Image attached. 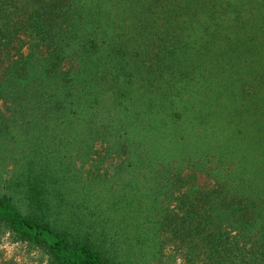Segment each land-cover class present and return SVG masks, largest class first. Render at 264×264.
I'll list each match as a JSON object with an SVG mask.
<instances>
[{
    "label": "trees",
    "instance_id": "obj_1",
    "mask_svg": "<svg viewBox=\"0 0 264 264\" xmlns=\"http://www.w3.org/2000/svg\"><path fill=\"white\" fill-rule=\"evenodd\" d=\"M243 1L35 0L26 15L22 12L24 7L20 4L21 0H0V44L4 39L5 44L11 49L15 47L19 55L9 64L8 80L11 83L7 87L0 86V96L12 100L19 107L15 115H21L28 121V117L35 116L31 119L35 123L25 130L31 127L35 132L25 144L30 149L20 153V167L11 174L6 185L11 195L5 193L0 196V225L11 230L19 239L41 248L54 264H136L132 257L137 252L132 246L122 247L120 241L112 247L106 246L103 240H106L105 236H108L109 231L102 235L96 234L97 222L96 218L93 219L95 213L83 210L86 202L92 204V199L86 200L85 196L78 205L70 199L74 197L71 194L78 191L79 184L68 181L73 167L71 163H67L69 152L83 153L84 142L71 136L74 133L78 136V131L74 125L69 126L82 116L86 120L85 126L88 125L85 140L88 145L89 136L93 137L98 133L96 120L99 117L96 113L99 107L113 103L121 115L128 116L129 120L131 118L132 123L142 118L144 106L138 104V97L136 101L127 104L130 95V88L127 90V87L130 78L136 77L145 68L140 65L143 64L142 57L149 59L156 46L162 49L149 59L152 63L147 69V76L143 78L147 79L146 89L150 93H156L155 82L164 77L165 84L171 89L178 80L177 75L187 78L185 86L193 83L201 77L199 67L205 58L217 60L218 66H222L225 60L226 65H229L234 58H238L236 63L242 60L240 56L254 47L263 48L264 41H258V26L254 34L249 33L253 27L247 26L244 29L243 26L235 36H231L223 33L225 28L219 21L216 27L205 24V32L196 37L193 44L183 37L193 35L200 15H205L206 12L212 18H223L226 13V20L229 17L238 19V6L242 7ZM247 2L257 4L254 18L263 25L264 0ZM256 21L252 22L257 24ZM191 24L192 28L187 30ZM162 25L166 28L161 29ZM130 27L135 30L138 28V39L130 33L128 35ZM19 31H24L32 40L29 52L22 51L24 42L17 47L13 45ZM201 36H209L210 39H204V43L199 46L197 39ZM137 40L139 49L134 44ZM219 41L222 47L218 44ZM214 43H217L215 47L203 54L202 50ZM37 47L47 53L38 57V60ZM135 54L140 58H135L134 63L127 61L128 57ZM65 64H69L68 69H65ZM196 71V76L191 77ZM251 72H261L259 65L253 67ZM244 82L242 87L247 84ZM182 84L181 89L175 88L176 96L185 92L184 83ZM254 96L264 103V83L259 88L256 85ZM48 98L50 101L45 102ZM193 102H197V99L190 101ZM200 102L205 107V101L200 99ZM41 104L49 107L44 108ZM155 105L158 104L151 101L147 111H152ZM161 105L160 108L163 107L160 111L166 116L170 110L164 104ZM257 108H251V113L259 112L262 106ZM128 112L131 113L130 117ZM49 114L52 116L45 121L51 120L54 123L59 119L64 122L67 133V136L58 138L55 148L50 149L45 138L49 135V141L52 140L54 125L50 127L40 120L44 117H38ZM161 121L164 126L169 125L167 119ZM57 126L58 122L55 124ZM139 126H142L138 131L139 135L130 139L127 138L129 135L115 134L114 131L119 130L116 126L105 125L102 132L111 142L108 149H119L134 143L136 152H141V145L146 143L148 134L144 132L142 121ZM149 127L152 131H158L151 123ZM228 130L238 131L236 135L240 139L242 133L247 132V127L244 124L240 128L239 124L229 125ZM61 134L64 135V128L57 137ZM14 140H17L16 135L11 136L12 143H15ZM237 141L236 138H229L227 143L233 145ZM172 148L175 149L176 146ZM226 150H230L229 145L222 147L214 158L224 155ZM235 177L239 178L238 174ZM257 189L264 191V186H255L252 191ZM244 191L250 192L249 187L241 190ZM86 193L90 194V190ZM252 199L247 208H254V212L247 213L244 207L232 209L230 206L232 210L228 212L230 217H226V220L231 218L233 223L228 222L227 226L240 229L244 235L252 230L262 235L259 245L255 247V255L249 254L247 243L242 245L228 231H222L221 227L213 228L212 223L218 213L199 211L192 201L181 202L182 212L176 210L163 214L159 219V232L150 234V239L157 242L162 236L161 229L164 240L178 249L179 242H190L187 254L191 264H264V230L261 229L264 228V199L259 198L261 202L257 197ZM112 206L109 207L110 211L114 209V205ZM102 213L105 214V211ZM113 217L115 215L111 216V212H107V226L113 225ZM146 218L151 220L150 215ZM122 242L125 243L123 240Z\"/></svg>",
    "mask_w": 264,
    "mask_h": 264
},
{
    "label": "rangeland",
    "instance_id": "obj_2",
    "mask_svg": "<svg viewBox=\"0 0 264 264\" xmlns=\"http://www.w3.org/2000/svg\"><path fill=\"white\" fill-rule=\"evenodd\" d=\"M34 1L21 0L20 4L24 7L22 12L27 15ZM247 1L249 0L242 2V7L238 6L240 15L238 19L229 17L226 20V13L223 18H212L209 12L205 15L201 14L199 22L194 26L193 35H183L184 39L193 44L194 39L205 32V24L216 27L221 21L225 28L223 33L226 32L231 36H235L243 29V26L244 29L247 26L253 27L249 33L254 34L258 26L257 33L260 37L258 41H264V24L261 25V22L254 18L257 4ZM140 4L146 3L140 2ZM23 18H25L24 15ZM252 21H256L257 24ZM163 28L166 26L162 25L161 29ZM191 28L192 24L187 30ZM127 31L128 35L130 33L138 39V28L135 30L130 27ZM204 39H210V37L198 38L199 46L204 43ZM23 42L25 45L22 51L29 52L32 40L26 33L24 34V31H19L13 45L17 47ZM134 44L136 49H139L138 40L134 41ZM216 44L203 49V54L208 53ZM218 44L222 47L220 41ZM156 47L149 59H152V56L162 49L160 46ZM36 54V60H38V57L47 53L37 47ZM18 56L15 47L9 48L3 39L0 44V86L10 85L9 64ZM240 57L242 60L239 62L236 63L238 58H234L229 65H226L225 60L222 66H218L217 60L213 58H205L201 62L202 66L199 67L201 77L195 79L193 83L185 86L187 78L183 79L185 76L177 75L178 80L171 89L165 84L166 78L164 77L161 81L155 82L156 93H150L146 89L148 88L147 79L143 78L147 76V69L150 68L152 60L149 61L146 56H143V64L140 65L145 68L141 69L136 77L130 78L131 81L127 87V90L130 88L127 104L136 101L138 97V104L144 106L142 118L133 122V125L131 118L129 120L128 116L121 115L122 113H119L116 106L112 105L113 103L103 105L96 113L99 119L94 115L97 118L98 133L93 137L89 136L88 145L85 143L88 126H85L86 120L79 116L73 124L69 123V127L74 125L78 131V136L76 133L71 136H76L78 140L84 142L83 153L69 152L67 163H71L73 167L71 168V179L68 181L72 184H79L78 191L73 192L71 195L74 197L70 199L75 201L76 205L82 203L85 196L86 200L92 199V204L86 202L83 210L90 214L95 213L93 219L96 218L97 235L109 231L108 236H105L106 240H103L106 246L112 247L119 241L122 247L132 246V249L137 252L136 256L132 257L136 264H191L192 261L187 254L190 242H179L180 248L178 249L164 240L161 229L160 236H162L157 242L150 239V234L159 232V219L163 214L176 210L182 212L181 202L192 201L199 211L218 213L214 217L213 228L221 227L222 231L225 233L228 231L242 245L247 243L249 254L257 253L255 247L259 245L262 235L255 230L244 235L240 229L227 226L228 222L233 223L231 218L226 220V217H230L228 212L233 208L244 207L247 213H252L254 208H247V205L253 201L252 198L264 199V191H258V189L252 191L255 186L256 188L264 186V103L254 96L256 85L259 88L264 83V67L261 66L264 65V47L261 49L254 47ZM135 58H140V56L135 54V56L128 57L127 61L134 63ZM144 60H146L145 63ZM68 65L65 64V69L69 68ZM256 65H259V71H261L257 74L251 72ZM141 74H143L142 78ZM196 74L197 71L191 77L194 78ZM243 82L247 84L242 87ZM182 83H184L185 92L176 96L175 88L181 89ZM192 99H197V102L190 103ZM200 99L205 101V107L201 105ZM49 101L48 98L45 102ZM151 101H155L158 105H155L152 111H147V106ZM161 104L170 110L166 116L161 113L163 107ZM16 106L12 100L0 96V196L5 193L11 195L6 185L11 179V174L16 172L17 167H20V153L30 149L25 144L35 135L31 127L25 131L27 126L35 123L31 121L35 116L28 117L30 119L28 121L21 115H15L19 109ZM40 106L49 107L46 104ZM259 106H262L259 112L251 113V108L258 109ZM128 115L130 117L131 113L128 112ZM51 116V114L49 116L38 115V117H44L43 120L40 119L41 121ZM163 119H167L168 126H164L161 121ZM173 120L176 122H172ZM141 121L144 132L148 134L146 143L141 145V152H136L134 143L119 149L117 147L114 150L108 149L111 142L102 132L105 125L116 126L119 130L116 129L115 134L129 135L127 138L133 139L139 135L138 131L142 127L139 126ZM56 122L59 123L57 127H55ZM56 122L45 121L50 127L54 125L52 140L49 141V135L45 138L49 149L50 147L55 148L54 145L58 138L67 136L64 122L59 119ZM149 123L158 131H152ZM238 124L239 128L241 124L247 127V132L242 133L240 139L236 135L238 131L229 132L228 130L229 125ZM63 128L64 135L57 137ZM12 135L17 137V140H14L15 143L11 141ZM229 138H236L238 141L230 145L227 143ZM227 145L230 146V150L214 158V155L217 156L221 148ZM174 146H176L175 149L172 148ZM237 174L239 178L235 177ZM247 186L250 192H241ZM87 188L92 196L86 193ZM112 205L114 209L110 211L109 207ZM135 207L138 208L135 209ZM103 211L105 214L102 213ZM107 212H111V216L115 215L112 226H107L105 222ZM239 213L240 210L237 212L238 216ZM149 215L151 220L146 218ZM261 229L264 230L263 227ZM198 261L200 263L201 259ZM0 264L54 263L41 248L19 239L11 230L0 225Z\"/></svg>",
    "mask_w": 264,
    "mask_h": 264
}]
</instances>
